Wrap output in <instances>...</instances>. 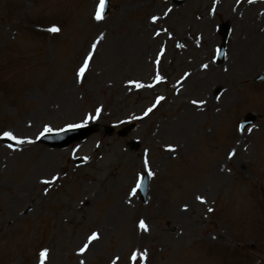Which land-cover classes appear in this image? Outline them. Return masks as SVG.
<instances>
[{
	"label": "rangeland",
	"instance_id": "obj_1",
	"mask_svg": "<svg viewBox=\"0 0 264 264\" xmlns=\"http://www.w3.org/2000/svg\"><path fill=\"white\" fill-rule=\"evenodd\" d=\"M108 2L0 0V264H264V0Z\"/></svg>",
	"mask_w": 264,
	"mask_h": 264
},
{
	"label": "snow or ice",
	"instance_id": "obj_2",
	"mask_svg": "<svg viewBox=\"0 0 264 264\" xmlns=\"http://www.w3.org/2000/svg\"><path fill=\"white\" fill-rule=\"evenodd\" d=\"M103 7H104V0H99V5H98V7H97V11H96V14H95V17H94L96 20H100V19L102 18V17H101V11H102ZM152 19H153V21H155V20L157 19V17H153ZM49 31L55 33V32H58L59 29H58L57 27L53 26V27L49 28ZM92 47L95 48L96 45L93 44ZM91 55H92L91 53L86 54V57H85V59L83 60L82 66L79 67V69H78V71H77V76L82 77V76L84 75L86 69H87L88 66H89V60L91 59ZM205 67H206V66H205ZM155 79H156L157 82H159V81L161 80V77H160L159 75H157V76L155 77ZM136 86H137V87H141L140 84H137ZM149 86H151V85H149ZM162 99H163V97H157V99H156V103H154L151 107H149V108L144 112V115L147 116V115L153 110V108L156 107V104H158V103L160 102V100H162ZM193 103H196V101H193ZM99 112H100V109L97 108V109H96V113H97V115L99 114ZM89 118H91V119H95V117H85V122H86L87 119H89ZM68 127H69V128H72V127H78V125H69ZM51 131H52V129H51L50 127L45 126V128H44V132H51ZM3 135H4L5 137H7L8 139L17 140V143H23V142H24V141H22V140H18V139H17V138H16V137H15L10 131H6V132H4ZM41 135H43V133H41ZM145 167L147 168V161H145ZM148 174H149V175H153L152 172H149ZM55 179H56V177H53V180H55ZM44 183H50V181H44ZM139 187H140V182H139V180H138V181H137L136 188H134L132 191L135 192ZM197 199H198V200H201V202H203V200H202L201 197H197ZM209 211H211V209H209ZM140 227H141V228H145V225H144V222H143V221L140 222ZM95 239H98V234H97L96 232H93V233L87 238L88 243H85V244L83 245V247L80 249V252L83 253V252L89 247V244H90L93 240H95ZM44 255H45V253L42 252V253H41V256L43 257ZM81 264H83V261H81Z\"/></svg>",
	"mask_w": 264,
	"mask_h": 264
},
{
	"label": "water",
	"instance_id": "obj_3",
	"mask_svg": "<svg viewBox=\"0 0 264 264\" xmlns=\"http://www.w3.org/2000/svg\"><path fill=\"white\" fill-rule=\"evenodd\" d=\"M244 124H246V121L242 123V126H244ZM91 131H92V129H90V128H83L80 130H75L73 134H72V132L69 133L67 135L66 139H64V140L63 139L62 140H50L49 142L52 145L57 144L59 146H62V145L67 144L70 140H72L74 138H81V137L89 134Z\"/></svg>",
	"mask_w": 264,
	"mask_h": 264
}]
</instances>
